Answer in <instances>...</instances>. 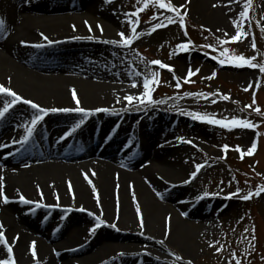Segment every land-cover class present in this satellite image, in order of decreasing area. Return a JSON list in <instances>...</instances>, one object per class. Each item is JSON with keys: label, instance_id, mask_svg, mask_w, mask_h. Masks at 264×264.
<instances>
[{"label": "bare ground", "instance_id": "bare-ground-1", "mask_svg": "<svg viewBox=\"0 0 264 264\" xmlns=\"http://www.w3.org/2000/svg\"><path fill=\"white\" fill-rule=\"evenodd\" d=\"M208 1L192 0L197 14L216 31L235 34L232 21L238 14ZM0 19L6 25L0 33V84L43 108L79 106L91 113L49 111L30 136L37 111L29 105L17 103L0 118V177L8 197L5 203L0 196V224L16 264H179L161 251L160 240L169 250L187 255L185 260L192 259V247L214 229L210 207L196 193V177L185 183L193 172L185 160L195 150L175 142L173 122L159 116L160 105L145 107L124 99L143 91L147 74L130 54L133 44L104 43L119 40L121 31L131 35L124 30L131 25L113 0H0ZM151 29L142 28L136 41L153 42L163 31L148 35ZM41 33L56 43L48 45ZM134 81L138 87H132ZM10 99L0 95V108ZM98 108L108 111L96 112ZM21 194L33 203H22ZM89 213L105 222L95 232L90 229L96 223L90 220L66 218ZM46 214L58 215L51 220ZM112 224L129 234L108 233ZM68 232L74 235L64 247L45 241ZM84 235L87 239L76 244ZM109 238L125 241L113 244ZM6 257L0 244V259Z\"/></svg>", "mask_w": 264, "mask_h": 264}, {"label": "rangeland", "instance_id": "rangeland-1", "mask_svg": "<svg viewBox=\"0 0 264 264\" xmlns=\"http://www.w3.org/2000/svg\"><path fill=\"white\" fill-rule=\"evenodd\" d=\"M114 1L115 10L127 20L129 18L125 16V13L135 12L137 8L142 7V3H139L138 0ZM172 2L177 7L181 4L185 5L181 11L188 13L186 17L187 35L184 34V29L178 24H170L166 28H160L163 31L153 42L139 44L135 40L130 49V54L136 64L145 70L147 76H150L152 71L158 72L159 86L155 87L152 97L155 101H163V103L158 104L160 105L158 114L165 121L173 122L172 136H174L175 142L182 144L178 138L192 141L190 145L195 153L189 160H185L188 168L194 171L196 164L205 165L196 176L198 183L196 193L205 197V201L211 210L210 216L213 220L214 229L204 241L197 242L192 247L193 254H191L192 259L190 260H185L187 255L181 256L175 251L169 250L165 243L161 244L158 241L157 245L165 255L175 258L179 264H188L189 261L192 264H228L232 258V253L236 254V258L240 259L242 264H264V193L258 197L253 196L247 201L238 197L226 198L229 193L235 192L237 188L243 195L249 191L255 192L258 187L264 186V115L257 114L251 109L241 111L245 105L252 102L253 92H255L256 106L264 112V74L260 73L258 68L234 67L228 64L221 66L211 58L213 55L218 56L223 48H228L229 55L255 56L257 63H264V32L261 31V26L264 25V3L262 0H253V8L249 14L251 25L249 26L245 22V30L250 33L247 39L219 46L216 44V38L225 39L223 32L216 31L203 16L197 14V7L192 0H172ZM207 3L209 5L220 4L230 8L233 13L239 14L244 0H239L238 3H229V0H209ZM161 11L156 7H149L140 12V24L137 31L139 32L142 28L151 27L155 22H159V20L151 19L154 15L162 20ZM165 14L171 15V13ZM133 19L135 18L133 17ZM257 21L260 23L258 24ZM124 30L131 34V30ZM143 32L142 30L139 33ZM228 35L230 37L234 34L228 33ZM253 38L256 42V49L251 47ZM187 41H191L190 51H177L176 54L170 56L178 44ZM209 44L215 47H202ZM155 59L171 65L175 70L174 74L167 69L150 65L149 61ZM189 67L193 71L197 68L200 69L191 78L194 83L183 82V77L186 76ZM213 72L216 73L215 77L205 79L211 76ZM177 78L180 79L181 86L179 88L176 87ZM258 81L260 86L257 88ZM250 83L252 88L245 91L244 89ZM199 92L205 94L219 92L223 95H229L230 99L226 101L218 96H208L205 99L185 95V93ZM213 99L216 100L215 103H212ZM189 112L214 114L216 119L225 117L229 120L232 117L248 119L257 127L254 129L235 128L228 130L193 120L191 116L182 114ZM130 117L135 119L138 116L131 115ZM253 141L257 143L254 154L245 155L241 158L235 147L240 146L241 150L246 152ZM223 145H229V150L226 153L222 150ZM168 202L173 206L172 201ZM57 215L46 214L50 219L57 217ZM68 217L75 220H90V222L96 223L93 216L89 214H67L66 218L68 219ZM245 229H248V232H245ZM110 232L118 235L123 234V237L129 234V232L119 228H111L108 233ZM252 234L255 235L256 239L252 241V247L249 248L248 241L251 240ZM71 235L74 234L72 232L64 233L53 241L45 240L44 234H40L38 237L44 239L49 246L64 247L66 238ZM85 239H87V235L76 239V244L82 243ZM106 241L114 244V242L125 241V239L109 238ZM71 244L75 245L74 241ZM210 244H214L215 247L223 245V251L217 253L215 247H209ZM94 248L92 246L86 253L93 251ZM246 249H248L247 252ZM150 259H154V257L152 256ZM232 264H235L234 260Z\"/></svg>", "mask_w": 264, "mask_h": 264}, {"label": "snow or ice", "instance_id": "snow-or-ice-1", "mask_svg": "<svg viewBox=\"0 0 264 264\" xmlns=\"http://www.w3.org/2000/svg\"><path fill=\"white\" fill-rule=\"evenodd\" d=\"M108 2H111V0H108ZM138 2L142 3V7L137 8L135 12L125 13V16H127L129 18L128 23L131 25V35H126L125 32L121 31V32L117 33V35L119 36V40H109V41H104V43L114 44V45H118V46H122V47H130L133 44V42L135 40H137L139 38V36L141 35L140 33L137 32V27L140 24L139 13L145 11L149 7H156L157 9L162 10L160 12V15L163 16V19L160 20L159 17L155 16V15L151 18L152 20H159V22L155 23L152 26L151 31L147 33L148 35H151L152 32H155L157 29L166 28L170 24H178L179 27L184 29V34L187 35L186 17L188 15V13H187V11H183V12L181 11L182 8H185V5L181 4L179 7H177L172 2V0H138ZM238 2H239V0H229V3H238ZM213 6L215 7L216 5H213ZM252 8H253V0H244L242 10L238 14V19H234L232 21L233 27L235 29V34L231 35L229 37L228 33L224 32L223 35H224L225 39H220L219 37H217L216 38V44L217 45L223 46L225 44L235 43V42L245 40L249 37L250 33L245 30V22H247L249 26L251 25V19H250L249 14H250V10ZM165 13H171V15H166ZM133 17L135 19H133ZM257 23L259 24L260 21H257ZM85 24L88 25V22L85 21ZM88 28H89V31L91 32L92 31L91 25H88ZM97 28H99L100 31L103 32L102 26L97 25ZM261 31L264 32V25L261 26ZM4 32H6L5 21L3 19H0V33H4ZM40 35H41L42 39L47 42L48 45L56 43L55 41L49 40V38L46 35H44L43 33H41ZM77 39H79V37H77ZM87 39L91 40V39H93V37L89 36V37H87ZM22 43H25V42L22 41ZM34 46L39 48V47H44L45 45L44 44H36ZM190 46H191V41L182 42L176 46V49L174 50L173 53H170V56L176 54L177 51L178 52L190 51ZM202 47L214 48L215 46L209 44V45H204ZM251 47L253 49H256V47H257L254 38L252 39ZM205 54L207 55L208 53H205ZM211 58L213 60H216L218 62V64H220L221 66L228 64V65H231L234 67H250L253 69L258 68L260 73L264 74V63H257L255 56L245 57L243 55H234V54L229 55V49L223 48V50L219 52L218 56L213 55ZM149 64L153 65V66H158V68H160V69H167L169 72H172L174 74V71H175L174 68L171 65L162 62L159 59L151 60V61H149ZM199 71H200L199 68H197L195 71H193L192 68L189 67L186 76L183 77V82L184 83H194V81L191 78L194 75H196ZM136 75L139 76L141 74L136 73ZM215 75H216V73L213 72L211 74V76L206 77L205 79H212L213 77H215ZM157 86H159V75H158V72L152 71L150 76L146 75L143 78V83H142L143 91L138 96L128 95V96H125L124 99L129 104H133L134 102L138 101L140 104L144 105L145 107H148L149 105H153V104L163 103V101H155L152 97V93L155 90V87H157ZM180 86H181L180 79L177 78L176 87L179 88ZM259 86H260V82L258 81L256 84V87L258 88ZM132 87H134V88L138 87V84L134 81L132 84ZM249 88H252L251 83L244 90L248 91ZM0 95L11 98L10 101L5 102L3 107L0 108V118H3L5 116V114L11 108H13L17 103H23V104L29 105L31 108H33L37 111V114L33 117L32 121H31L32 127H30L28 129L29 136L32 134L33 128L40 121H42L44 119V116L47 115L49 113V111H51V112H58V111L59 112H72V111H76V112L84 113L85 115L91 114L88 110H85L84 108H81L79 106L76 108H59V109L58 108H52V109L43 108L39 104L33 102L32 100L24 99L17 92H15L11 87H7L4 84H0ZM185 95L186 96H195L197 98L203 97L205 99H207L208 96H218L220 99H223L226 101L230 99L229 95H223V94H220L219 92L208 93V94H205L203 92L185 93ZM72 98L76 102L77 105L80 104V101L77 97V93H76L75 89L72 90ZM215 102H216V100L213 99L212 103H215ZM256 103L257 102H256L255 92H253L252 102L248 105H245V108L241 109V111H244L245 109H251L252 111L256 112L257 114L264 115V112H262L261 109L256 106ZM95 111L96 112H106V111H108V109L98 108V109H95ZM182 114H186V115L191 116V118L193 120H197V121H200L203 123H208L211 125H216V126L228 129V130H232L235 128L254 129L257 127V125L255 123H253L252 121H250L248 119L237 118V117H232L229 120L227 117H225L223 119H216L214 114H209V113L189 112V113H182ZM81 123H83V121H81ZM178 139H180L182 143H189V144L192 143V141H190V140L185 141V140H183V138H178ZM25 140H27V137H25ZM256 148H257V143H256V141H253V143L247 149L246 152L241 150L240 146H236L235 150L237 152H239L241 158H243L245 155H249V156L253 155ZM222 150L226 153L229 150V145H223ZM204 166L205 165H203V164H196L195 170L190 173V178H189V180H186L185 183L191 182V179H194L197 176V174L199 173V171L201 170V168H203ZM92 175H95V173L93 172ZM2 180H3V178L0 177V196H3L4 202L7 203L8 197L6 195H4L3 191H2V187H3L2 186ZM89 183H91L90 180H89ZM69 189L71 190L70 184H69ZM93 189L95 191L94 185H93ZM262 193H264V186L258 187L255 192L249 191L243 195L240 194V189L237 188V190L235 192L229 193L226 198L231 199L233 197H238L241 200L247 201V200L253 198V196H257V197L260 196ZM205 195H208V193H205ZM42 196H43V193H41V197ZM57 199H58V197H57ZM96 199H97V202L99 203V196L98 195H97ZM134 199H135V197H134ZM19 200L24 204L33 203V201L26 199L22 194L19 196ZM42 206L43 205H40L39 203H37V207H42ZM79 210L85 211V209L83 207H81ZM136 211H137V214L140 215V207L138 204H137ZM89 215H94V214L89 213ZM183 215H187V213H183ZM95 220H96V224L92 229H90L91 232H95L97 228L101 227V225H103L105 223L100 218V216H96ZM111 227L115 228L116 225L112 224ZM140 227L141 228L144 227L142 216L140 219ZM2 229H3V225L0 224V244H3L6 247L7 257L5 259H0V264H16V261L13 258V248L9 245V242H8V240L5 236V233ZM245 232H248V229H245ZM253 233H254V229H253ZM166 235H167V233H166ZM15 239H18V237H16ZM255 239H256L255 235L252 234L251 240L248 241L249 248L252 247V241H254ZM164 242H165L164 240L159 241V243H161V244H163ZM216 243L218 244L219 242L217 241ZM209 247H215V245L210 244ZM223 248H224V246L220 245L219 247H215V251L217 253H220L223 251ZM31 251H32L33 257L35 258L37 255L36 251H35V242H33L32 246H31ZM245 251L247 252L248 249H246ZM121 255H123V253H121ZM177 259H179V257H177ZM233 260L235 261V264H242V261L240 259L236 258L235 253H232V258H231V260L228 261V264H232ZM188 264H192V262L189 261Z\"/></svg>", "mask_w": 264, "mask_h": 264}]
</instances>
